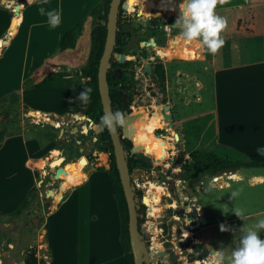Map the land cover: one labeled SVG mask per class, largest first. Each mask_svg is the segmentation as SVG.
Masks as SVG:
<instances>
[{"label":"rangeland","instance_id":"374dc122","mask_svg":"<svg viewBox=\"0 0 264 264\" xmlns=\"http://www.w3.org/2000/svg\"><path fill=\"white\" fill-rule=\"evenodd\" d=\"M152 1L155 6H158L159 0H136L135 10L128 9L131 12L136 11L131 17L134 27H136L139 19L145 21L146 17L149 16L154 19L156 29L142 33L140 28H135L130 32L131 39L124 47L126 58L134 62V65L130 67L134 71V77L129 83L131 110L137 115V120L133 123V131L137 135L145 133L135 131V126L140 119L144 120L150 127L149 132H146L150 139L146 143L137 144L134 142L138 147L137 158L149 165L144 170L153 174V177L143 175L137 176L135 179L138 186L136 193L141 202L145 203L141 204L145 207V222L142 226L148 230L147 191L151 189L153 192L156 191L149 185V182L159 183L165 187L161 198L163 209L158 212V219L163 218V221L157 219L158 230L161 231L159 239L162 249L160 251L164 250L167 253L166 256L159 257V264H206L205 259H200V254L194 250V247L200 242L204 244L205 249L211 252L223 249L225 256L223 264H229L228 258L232 249L239 242L241 228L244 225L252 227L257 219L264 218V167L239 168L222 176H201L195 183L183 179L184 176H181V173L183 172L184 161L188 160L189 154L197 149H205L223 157L245 161L259 154L257 151L228 149L218 145L215 142L216 123L212 120L213 113L206 117L185 121L174 117V129H177L180 138V142L175 143L174 136L171 134L173 132L165 124L168 121L163 119V107L170 104L168 102L170 98L167 92L165 93L167 78L165 80L158 79L154 86V92L157 95L152 97L151 93L147 91L152 84L148 75L145 74V64H163L166 72L167 70L170 71L171 83L176 84L174 68L179 59L169 62L158 56V50L171 48V41H179V29L171 26L178 16H169L164 12H153L150 8ZM222 1H225L226 6L235 2V0ZM18 2L23 3L21 0ZM104 5L105 0L96 1L93 10L99 8V14L89 15L84 20V29L78 38L76 47L61 54L60 63L63 64L61 69L63 73L67 71V74L63 75L62 82L54 80L57 73L50 64L41 66L35 72V76L27 80V84L39 81L40 90L38 89V91L42 92L53 90L60 85L66 89L64 107L68 110L69 115L64 114L62 118H58L43 110L41 103L45 101L46 95L37 91L29 92L26 95V102L31 106L23 101L22 96L17 98L12 93L0 98V143L7 142V139L10 140L15 136H24L25 139L34 137L45 141L55 140L56 145L63 150V155L60 157L65 158V162L60 167L55 168L50 167L47 160L40 161V170L47 166L50 169L49 175L46 177L47 172H45L43 178L38 179L37 190L35 189L29 194L30 196L28 195L29 197H26L31 200V194L37 191L35 198L30 201L29 207L24 209L19 216L13 217L12 213L22 204L20 199L25 196L23 195L24 190L30 185L27 178L28 170L24 162V151H22L24 148L19 144H16L18 146L15 148V142H13L9 148L0 154V208L7 211L11 207H18L12 212L0 214V264H45L51 257L45 238L46 214L54 210L61 202L63 203V199L61 201L63 193L81 184L77 180L84 173V167L88 163H93V167L98 171L103 172L110 169V154L105 152L107 154L106 160L99 156V153L102 152L99 143L101 134L96 131L95 125H89L88 121L83 118L86 115L89 102L78 100V98L85 88L74 89L75 83L85 85L89 81L87 78H82L78 71L89 61L92 32L104 14ZM3 6L12 9L11 5H3L0 0V7ZM217 13L225 16L234 15L230 9ZM17 16L18 14H15L14 18ZM3 22L4 18L0 15V27ZM166 25H169L168 29L165 27ZM157 29L161 31H157ZM7 35H9V30L3 37L6 38ZM146 41H149L150 45L156 41L157 46L143 48ZM4 44H6V40L3 39L0 41V50ZM56 54H58L55 55L56 57L59 56V52ZM116 59L120 61V55H117ZM57 66L55 68H57V72H60L61 70ZM60 82L61 84H59ZM158 101L163 102L159 105ZM35 107L42 108L35 109V111L45 112L41 118L30 114V111L34 110ZM55 107L59 108L58 104ZM210 120H212L211 126H209ZM61 129H63V137L60 139ZM231 129H235L238 133L239 130H242L243 134L252 131L256 133L254 135L264 138V106H261L259 114H253L250 118L248 114L241 115L240 118L236 119L235 125L231 126ZM253 147H264V140L254 144ZM178 148L182 153L177 150ZM13 154L14 158H11ZM180 155L182 160L178 162ZM44 161L45 163H43ZM5 174L17 175L18 178L12 181ZM231 174H238L241 179H231L229 178ZM41 180L43 183L40 186ZM170 181L177 182L173 191L168 189ZM81 185L75 190V193H82V195L75 197L71 203L74 216L73 214L70 215L67 223H63V204L55 212L53 233L56 236L58 250L55 264H72V260H77L78 264H89L92 262L90 260L91 250L94 248L95 252H101L104 243L108 240L102 239L104 231L101 226H90L89 229V226L84 227L77 222V219L84 218L86 225L89 216L95 210L109 212V217L111 216L112 206L109 193L113 192H111L105 175L102 174L99 179L98 176H95L84 187ZM50 189L58 190L54 199L46 195ZM232 192H237L238 195L232 197ZM169 198L175 202L170 204ZM54 200L58 203H55ZM108 200L107 205L105 201ZM198 207L203 211L200 212L201 209ZM194 208H197L201 218L192 215ZM168 209H173L174 213L170 214ZM236 209L243 211L245 220L233 212ZM76 215L78 216L76 217ZM102 216L105 217V215ZM35 221L38 222L37 226L34 224ZM7 223L9 225H6ZM221 225L224 226L225 230H221ZM6 230H11L15 235L8 242ZM143 236V241L150 254L152 249L147 244L150 237ZM261 237L264 238V232L261 233ZM208 264H211L210 259Z\"/></svg>","mask_w":264,"mask_h":264},{"label":"crops","instance_id":"0c3cea01","mask_svg":"<svg viewBox=\"0 0 264 264\" xmlns=\"http://www.w3.org/2000/svg\"><path fill=\"white\" fill-rule=\"evenodd\" d=\"M21 1L23 3L20 4L24 6L20 12L21 23L13 38L6 41L0 50V98L20 90L23 101L27 103V93L37 91L46 95L45 101L41 103L43 110L50 112L53 117L62 118L64 114L69 115L68 110L64 107L66 89L60 85L53 90L42 92L38 91L39 81L34 82L28 88H24V84L35 76L37 69L45 64L54 67L53 69L57 73L54 80L62 82L63 75L67 74V71L63 73L61 69L63 64L60 63V59H62L60 56L63 52L58 50L59 43L70 28L89 17L97 0ZM224 2L218 0L216 11L230 9L234 15H221L227 19V26L222 33L225 43L216 54H210L205 49L197 47L195 44H186L180 39L178 45L175 44L181 48H188L190 55L187 60L179 59L174 68L176 84L171 83L170 71L167 70V95L170 98L168 102L175 117L182 121L206 117L213 113L212 120L216 123L215 142L221 147L256 151L258 147H253L254 144H258L264 138L254 135L256 133L252 131L243 134L242 130H239L238 133L235 129H231V126L235 125L236 119L241 115L248 114L250 118L253 114H259L261 106H264V0H235L228 6ZM180 3L181 0H175L174 4H169L167 0H159L158 6H155L152 1L150 8L153 12L179 16ZM41 7L46 10L56 9L60 12V23L56 27H51L48 24L47 16L42 15L39 11ZM0 15L4 18L0 27L1 41L5 40L4 37L15 19L14 8L0 7ZM174 46L171 45V48ZM58 52L59 56L56 57ZM52 59L54 60L51 61ZM56 65L61 70H59L60 72H57ZM67 70L69 72V69ZM209 90L211 91L208 94ZM56 104L59 108L55 107ZM42 108L35 107L34 110ZM40 112L45 113L44 111ZM212 120H210L209 126H211ZM13 142H15V148L18 146L16 144L24 148L22 151H24V162L28 170L27 178L30 185L24 190L23 195L25 196L20 199L23 202L36 189V183L39 178H43V173L47 172L46 177L49 175L50 169L47 166L44 170H40V161L47 160V164L50 165L52 161L62 155V148L56 145L55 140L45 141L34 137L25 139L24 136H15L3 143L0 154ZM56 149L60 151V154L52 157ZM14 154L11 158H14ZM83 172L85 174L83 173L77 180L83 184H80L81 186H86L95 176H98L99 179L103 174L111 192H113L109 193L112 206L110 217L109 212L95 210L89 216L86 225L84 218L77 219L80 225L89 226V229L90 226H101L104 231L102 239L109 240V243L106 240L101 252H95L94 248L91 250L90 260L92 262L89 264H126L121 243L119 210L109 170L98 171L93 167V163H88ZM5 175L12 181L18 178L17 175ZM80 185L63 193L61 198V201L63 199V203L61 202L63 204V223H67L70 219L69 216L73 214L71 203L74 198L82 195V193H75ZM105 203H109V200ZM60 205L46 214L45 238L51 257L45 264L57 262L58 250L53 227L54 219H56L55 212ZM15 208L11 207L7 211L0 208V214L12 212ZM201 211L203 210L201 209ZM110 219L113 220L112 223ZM72 261V264H78L77 260Z\"/></svg>","mask_w":264,"mask_h":264},{"label":"trees","instance_id":"16d2710c","mask_svg":"<svg viewBox=\"0 0 264 264\" xmlns=\"http://www.w3.org/2000/svg\"><path fill=\"white\" fill-rule=\"evenodd\" d=\"M111 1L112 0H105L104 14L101 16L100 21L92 32V48L90 52L89 61L78 71V74H80L82 78H87L89 79V81L85 83V85H81L79 83H75L74 85V89L76 90L91 87V99L86 110V115L98 125L100 123V117L104 115L102 99L98 86V71L107 38V21ZM125 1L126 0H123V2ZM135 1L136 0H130L128 8H135ZM99 12L100 9L97 8L92 10L90 15H97L99 14ZM120 22L121 20L119 16V24ZM20 23L21 13H19L18 16L14 19L13 24L9 29V35H7V37L5 38L6 41L13 38ZM83 29L84 21H81L72 28H70L59 43L58 50L60 52H67L71 49H74L76 47L79 36L83 32ZM128 36H130V34H126L122 30V28H120L117 34V45L114 51L116 54H125L124 46L127 44L126 39ZM132 65H134V62L131 60H127L125 63H120L113 57L111 59V68L108 71V82L113 112L118 109L123 111L125 114L126 112H128L129 116L127 122L130 121L133 124L137 120V115L135 113H132L131 97L129 95V83L134 77V71L130 69ZM119 69L122 70L120 77L118 76ZM156 73L162 80L166 79V70L163 64H156ZM30 84L31 83H25L24 88L30 87ZM12 94L18 98L21 96V91L17 90L12 92ZM149 130L150 127L147 125V123L144 120L140 119L135 126V131L137 133H145L137 135L133 132L131 135V139L134 140V142L137 144L146 143L150 139L148 133H146L149 132ZM118 132L120 134L121 141L124 145L125 150L128 151L127 161L130 170L132 171L133 169L137 168H148L149 165L145 161L137 159L136 154L138 147L137 145H135L134 142L128 139L127 126L118 127ZM99 143L101 145L100 151H102L99 153V156L103 160H106V153H109L111 155V166L109 169V174L113 183L115 199L117 201V206L119 210L121 225V243L124 251L125 263L135 264L130 241L128 204L124 195L120 174L116 164L113 141L110 132L106 128L102 129ZM2 146L3 142L0 143V149ZM231 167H235L237 169L264 167V156H252L249 158V160L246 161L234 160L229 157H223L215 152H210L205 149H197L190 153V159L187 160L185 165L183 166V171L185 173L183 179L195 183L201 176L208 175L214 177L217 172ZM36 193L37 191L31 194V200L35 198ZM31 200L26 198L24 202H22L21 206L15 212L12 213V216H19L24 211V209L29 207ZM138 213L139 227H141L142 224L145 222V207L143 206L142 209L138 211Z\"/></svg>","mask_w":264,"mask_h":264},{"label":"water","instance_id":"95a60500","mask_svg":"<svg viewBox=\"0 0 264 264\" xmlns=\"http://www.w3.org/2000/svg\"><path fill=\"white\" fill-rule=\"evenodd\" d=\"M25 1V0H24ZM1 3L3 5L9 4L14 8L15 14H18V7L20 3L18 0H1ZM123 6V0H112L110 4V9L108 13V21H107V38L106 43L104 47V51L100 60L99 64V71H98V86H99V92L102 99L103 104V110L105 113H111L112 110V100L110 97V89H109V82H108V71L111 68V59L117 55L115 51V47L117 45V34L120 28L127 33L130 29V24L121 25L119 24V16L120 11ZM126 6V5H124ZM178 40H174L171 42V45L174 46L175 44H178ZM199 57V55H198ZM126 56L120 55V62L125 63L126 62ZM119 75H121L122 70H119ZM145 72L149 73L151 78L154 80L155 75L152 73L151 65L149 63L145 64ZM163 118L165 121H172L173 120V114L171 112V106L169 104L165 105L163 107ZM30 114H35L34 110L30 111ZM126 116H129V113L126 112ZM84 120L88 121L89 125H95L96 131L101 134L102 129L96 125L95 122L89 118L87 115L83 116ZM53 126H55L52 123ZM170 127H173V124H170ZM76 131V130H75ZM60 138L63 136V129L60 131ZM111 138L114 145V154L116 158V164L117 168L120 174L121 183L123 186L124 195L128 204V210H129V231H130V241H131V247H132V253L134 255V262L135 264H159V257L166 256V251H158V253H155L152 255V252H148V249L143 241L144 236L147 235L151 238V234L145 230L144 226L142 228L139 227V213L138 211L141 208V202L140 198L136 193V186L134 184V179H136L137 176H143L148 175L149 177H153V174L146 172L143 169H134L130 170L127 157H128V151L125 150L124 145L121 141L120 134L118 132V127L115 133H111ZM128 139H130L132 142L134 140L131 139V133L127 134ZM111 156V155H110ZM83 160L87 161L85 158ZM65 162V158L61 157L58 161L50 163V167H60L59 165L61 163ZM55 164V165H54ZM237 168L231 167L227 168L225 170L219 171L215 174V176H222L224 174L231 173L232 171H235ZM181 176H184V173H181ZM43 183V180L39 182V185L41 186ZM177 185L176 181H170V185L168 189L170 191H173ZM52 189L48 190L46 192L47 197H51L52 195ZM169 203L172 204L174 200L172 198L168 199ZM168 212L170 214L174 213L173 209H168ZM192 215L196 217H200L197 208L193 209ZM158 221H163V218H159ZM204 223H206V220H204ZM6 225H9L8 223ZM35 225H38V222H35ZM15 235L12 233L11 230H6V240L9 241L10 238H14ZM149 238V241L147 242L148 246H151V240ZM197 238V237H196ZM8 247V246H6ZM195 252L200 254V259H207V257L210 255V250L204 249V244L202 242L198 243L194 247ZM213 252V251H212Z\"/></svg>","mask_w":264,"mask_h":264},{"label":"clouds","instance_id":"9594fccd","mask_svg":"<svg viewBox=\"0 0 264 264\" xmlns=\"http://www.w3.org/2000/svg\"><path fill=\"white\" fill-rule=\"evenodd\" d=\"M169 4H174L175 0H167ZM222 2V0H219ZM218 0H181L179 4V16L171 26L179 29L178 39L186 44H195L197 47L205 49L210 54H216L224 45L225 40L222 36L227 26V19L219 15L216 11ZM174 10V9H173ZM42 15L48 18V24L56 27L60 23V12L56 9H39ZM169 25H166L167 28ZM91 87L85 88L80 93L78 100L90 102ZM127 116L121 110L111 113H105L100 117L99 127L106 128L109 132L115 133L117 127L127 126ZM257 153L264 156V147H258ZM232 197L238 195L237 192L231 193ZM233 212L245 220V214L242 210H233ZM221 230H225L221 225ZM264 232V218L255 221L252 227L244 225L240 230L239 242L232 249L228 258L229 264H264V238L261 233ZM211 264H223L225 259L223 249L210 252L205 259Z\"/></svg>","mask_w":264,"mask_h":264},{"label":"bare ground","instance_id":"6f19581e","mask_svg":"<svg viewBox=\"0 0 264 264\" xmlns=\"http://www.w3.org/2000/svg\"><path fill=\"white\" fill-rule=\"evenodd\" d=\"M129 3H130V0H128L126 3L127 7H129ZM22 8H23V5L20 4L18 7V14L20 13ZM131 9H132V11L135 10V8H133V7H131ZM189 55H190V50L188 48H181L179 46H174L172 48H162L161 50H158V56H161V58H164L167 61H173L175 59H186L187 60V59H189ZM34 115L41 118L44 114L42 112L35 111ZM127 128H128V133L129 134L131 133V135H132V133L134 132L132 122H130V121L127 122ZM59 154H60V151L56 149L53 152L52 157L59 155ZM60 158L61 157H58L57 159H55L52 162H56ZM43 163H45V161ZM62 164L63 163H61L59 166H61ZM43 166H44V164H43ZM42 170H44V169H42ZM229 178L238 180L240 178V176L238 174H231ZM149 183H150L149 185H151V187L156 190L155 192H153L152 189L147 191L148 193L146 196V204L149 207V210H148L149 227H148L147 231L151 234L150 240H151V249H152V255H153L155 253H158V251H160L162 249V244H161L160 239H159V235H160L161 231L159 232V230H158L157 219H158V212L163 209V204L161 203L162 202L161 198L163 196V192L165 191V187L162 185H159V183L158 184L157 183L153 184L152 182H149ZM57 192H58L57 189L52 191L51 197H53V199L55 198ZM54 202L58 203L56 200H54ZM200 212H202V211H200ZM198 213H199V211H198ZM199 215L201 218L202 216L200 213H199ZM200 220H202V219H200Z\"/></svg>","mask_w":264,"mask_h":264},{"label":"flooded vegetation","instance_id":"af4514ba","mask_svg":"<svg viewBox=\"0 0 264 264\" xmlns=\"http://www.w3.org/2000/svg\"><path fill=\"white\" fill-rule=\"evenodd\" d=\"M126 2V1H125ZM125 2H123V5H126V3ZM125 3V4H124ZM128 8V7H127ZM134 8V7H133ZM136 12V11H135ZM135 12H131L130 11V9H127L126 11H123L122 10V8H121V11H120V20H121V22H120V27H121V25H125V24H130L131 26H130V29H129V32H127L126 34H130V32H132L135 28H140V32H142V33H147V32H149V31H154L156 28V26H155V23H154V19L153 18H150L149 16H147L146 17V20L144 21V20H142V19H139V21L137 22V25H136V27H134L133 26V24H132V22H131V17L132 16H134L133 14L135 13ZM168 29V28H167ZM157 31H161V30H159V29H157ZM131 39V34H130V36H128L127 37V43L129 42V40ZM172 42V41H171ZM153 44L152 45H150L149 44V41H146V45H144L143 46V48H150V47H156L157 46V42L156 41H154V42H152ZM125 47V46H124ZM117 55H125V54H118L117 53ZM117 55H115L116 56V58H117ZM115 56H114V58H115ZM126 56V55H125ZM115 58V59H116ZM127 59V58H126ZM117 61H118V59H116ZM128 60V59H127ZM126 60V61H127ZM120 62V61H119ZM121 63V62H120ZM147 64V63H146ZM150 65H151V69H152V73L155 75V79L153 80L152 78H151V76H150V74L149 73H147V72H145V74H147L148 75V77L150 78V81H151V86H149L148 87V89H147V91L148 92H150L151 93V96L152 97H156V93L154 92V86L156 85V82L158 81V79H159V76L157 75V73H156V64H153V63H149ZM119 70H121V69H119ZM118 70V71H119ZM166 70V69H165ZM120 77V76H119ZM166 78H167V72H166ZM129 91H130V89H129ZM167 92V84L165 85V93ZM129 95H130V93H129ZM131 97V96H130ZM162 102L163 101H158V103H159V105H161L162 104ZM167 105V104H166ZM170 105V104H169ZM171 106V105H170ZM164 112V111H163ZM171 112H172V114H173V120H174V117H175V114H174V111H173V109H172V107H171ZM164 119V118H163ZM173 120L172 121H168L167 123H165L166 124V126L169 128V129H171V131L173 132V133H171V134H173V136H174V139H175V143L176 144H178L179 142H180V138H179V135H178V131H177V129H174V123H173ZM173 124V127H170V124ZM180 153H182V151L180 150V148H178L177 149ZM137 155V154H136ZM111 157V156H110ZM138 159V158H137ZM189 159H190V154H189ZM188 159V160H189ZM141 160V159H140ZM182 160V156L180 155L179 156V158H178V162H180ZM186 161L187 160H185L184 161V165H185V163H186ZM183 165V166H184ZM138 169H141V168H138ZM134 170V169H133ZM144 170V169H143ZM182 173H184V171L182 172ZM184 175H185V173H184ZM142 207L143 206H141V208L140 209H142ZM36 222V221H35ZM35 222H34V224H35ZM144 224V223H143ZM142 224V225H143ZM140 228H142V226L140 227ZM205 249V248H204Z\"/></svg>","mask_w":264,"mask_h":264},{"label":"built area","instance_id":"2783aa9c","mask_svg":"<svg viewBox=\"0 0 264 264\" xmlns=\"http://www.w3.org/2000/svg\"><path fill=\"white\" fill-rule=\"evenodd\" d=\"M128 8H127V5L126 6H122V10L123 11H126ZM134 181V184H135V186H136V189H138V186H137V182H136V180L134 179L133 180ZM138 195V194H137ZM140 202H141V200H140ZM141 204H145L144 202H141ZM147 205V204H146ZM143 206V205H142Z\"/></svg>","mask_w":264,"mask_h":264}]
</instances>
